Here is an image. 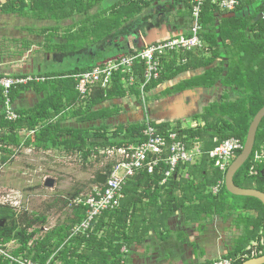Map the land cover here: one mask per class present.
<instances>
[{"label": "trees", "instance_id": "obj_1", "mask_svg": "<svg viewBox=\"0 0 264 264\" xmlns=\"http://www.w3.org/2000/svg\"><path fill=\"white\" fill-rule=\"evenodd\" d=\"M102 1L29 0V3H27V0H12L0 7V13L56 22L78 16V21H74V23L79 25L83 22L84 25L75 34L83 35L87 31V23H91L93 26L106 25L105 21H98V14L90 15L91 10ZM184 1L190 9L188 0ZM125 2H128L135 10L136 8L141 10L138 7L140 4H149L140 3L137 0H125ZM250 2L251 0H240V6L234 11L235 16L222 20L218 26L219 32L216 33L214 19L215 13L219 9L211 3V0H205L200 14L202 26L200 35L204 42V48L193 51L172 52L163 56L160 59L161 70L158 78L149 82L143 89V92H149L183 72L207 68L202 75L182 82L175 90L182 91L200 86L212 87L220 83L225 88H231L229 92L236 96L230 99L226 94L227 90H224L221 95L224 101L210 105L202 115L197 116L195 120L201 119L204 125H198L195 128L180 129L170 126L169 123L157 124L148 121L159 132H165L173 127L180 138L188 145L193 142L203 144L201 147L203 153L200 160L201 165L191 167L188 171L194 179L187 180L185 189L187 192L184 198L177 199L170 190L167 191L166 205L174 204L168 206L169 208L166 206V209L168 208V214L178 209L182 210L185 208V200H188L190 203V209L188 210H196L199 215L206 214L210 216L216 214L226 220L235 216V219L232 218V224L237 230L240 229V236L234 241L232 250L221 257L233 259L234 264H242L252 258L264 256V207L257 199L229 194L224 185L217 194L213 195L210 188L214 187L218 181H223L225 174L214 168L213 163L207 159V153L219 143L231 137L240 139L243 144L252 119L264 106V21L261 18L264 6L261 3L257 5L252 13L239 14L243 3L248 6L251 4ZM49 30L57 31V28L43 29L42 32L45 33ZM247 30L252 33L250 40L244 38ZM74 38L76 37L70 34L68 44L65 45H50V41L47 39L45 50L47 52L49 50L50 52L64 53L70 47L69 45L74 50L75 47L71 43ZM218 38L221 42H218ZM226 40L229 42V47L234 48L233 52H239L232 57V64H229L227 69H225L224 62L221 60V49H227ZM27 46L29 47V45ZM227 52L229 51L227 50ZM227 52L225 53L227 54ZM91 69L92 67L74 69L68 75H46L45 77L65 76L66 79L59 81V83L65 87L68 85L71 88L69 98L66 97L67 103L85 99L88 104L87 111L83 114L89 112L96 104L109 99L124 98L130 95L140 96V85L143 82L144 73L142 64H136L133 67V85L128 84V75L116 73L113 75L109 87L101 88L100 85H95L82 97L73 89L77 85L74 76ZM3 77L5 76L0 75V78ZM45 84L47 85L48 82L46 81ZM33 86L34 84L29 82L26 85L12 87L8 92L11 103L14 102L21 89ZM55 92L49 93L32 112L23 114L15 111L18 115L23 114L26 116L25 122L22 116L16 121L8 122L4 119L2 113L5 98L2 90H0V152L7 154L9 157L20 146L27 147L31 142L38 149H46V146H41L46 138L53 142L55 139L52 135L53 127L44 125V123L51 117L60 114L65 106L63 102L61 103L65 98L64 91L61 90L62 94L59 91H57V94ZM58 99H60V104L57 105L56 101ZM28 114L30 116H27ZM91 117L89 115L85 120ZM263 121L264 119L258 127L250 158L237 171L233 179L234 184L239 188L255 189L262 193H264V176L262 174L264 162L255 161V156L261 150H264ZM39 125L42 126H40L39 133L24 142V137L19 132L23 128L34 130ZM144 128L145 123H138L121 126L110 135L107 131L103 133L95 132L92 134L95 141L91 142L90 146L87 144V140H89L88 133L77 132L76 135H73L71 150L74 153L81 154V157L85 160L91 155L106 159L105 155L99 154V150L108 147L119 148L139 144L143 141L141 131ZM93 149L98 150L92 152ZM240 152H237V155ZM1 160L5 162L6 158L2 156ZM113 164L114 161L109 159L108 163L96 172L95 178L89 182L92 186L90 193L94 187L98 190L103 189V186L96 183L97 176L99 174L106 176ZM208 167L211 170V175H208ZM165 168L162 163L152 175L145 172L138 173L131 178L133 179L130 182L132 186L128 187L127 181V186L125 185L123 189V197L125 198L120 202L119 207L106 211L96 218L91 225V229L84 235L71 236L73 226L85 218L86 208L83 206H71L73 221L56 225L47 230L41 237L37 236L42 233V228L47 223V217L44 214L32 216L26 211L15 213L10 206H0V219L6 220L5 226L0 228V245L15 242L18 247L12 250L10 255L14 257L24 255L39 264H46L51 257V264L57 262L59 264H126L127 253H123L122 249L124 248L126 251L134 244H142L148 236V222H152V219L148 220V198L152 195L153 197L158 196L155 193H148V187H152L153 184L155 192H158ZM195 179L198 181H195ZM175 182L176 178L173 177L169 182V186L175 185ZM140 187H145L147 192L144 194V191L139 193L134 190ZM82 192L83 185L76 189L73 194H70L69 197L71 196L70 198L73 200L76 197L88 195L81 194ZM189 193L193 195L192 198H189ZM144 198H147L146 203H143ZM69 201L68 198L61 201V208L67 205ZM195 202L197 203L195 204ZM185 210H187V207ZM253 252L254 255H252ZM212 262L206 264H212ZM2 264H10V262L7 260Z\"/></svg>", "mask_w": 264, "mask_h": 264}, {"label": "crops", "instance_id": "obj_2", "mask_svg": "<svg viewBox=\"0 0 264 264\" xmlns=\"http://www.w3.org/2000/svg\"><path fill=\"white\" fill-rule=\"evenodd\" d=\"M124 1L103 0L96 6L101 10L95 14H98L100 17L98 21H105L106 23L103 27L112 28L114 25L112 29L116 30L118 34L121 33V35L117 34L118 37L116 38L114 36L110 37L109 34L105 33L103 38L100 39L102 43L107 41V44H110V42L113 45L121 43V47L115 48L114 52H111V49L107 50V53L111 52L110 55L106 53L104 55L106 49L103 50L102 46H100V51L96 54H93L92 49L90 52L88 51L84 54L83 59L76 60L74 64L69 63L66 67L63 66L64 60L77 52V48L73 50L71 49L72 46H70L64 53L50 52L49 50L48 52H41V48L39 47L45 49L47 40L39 46L36 45L38 46V51L36 52L34 50L33 52L27 50L21 54H0V75H4L5 77L34 76L42 79V81L32 82L34 84L33 87L21 89L18 92L11 105L12 110L23 114L25 112H32L53 91H56L55 93L57 94V91L60 93L63 90L65 96L61 101V103L65 104L64 110L44 123V125L53 127L52 135L55 138L53 142L46 138L41 143V146H46V149H38L31 142L27 147L20 146L16 153H21L22 151L45 153L46 150L59 154L66 162L71 161L75 157V161H81L85 166L91 168L99 162V158L96 155H91L85 160L81 157V154L74 153L71 150L73 135H76L77 132L88 133L89 140H87V144L90 146L91 142L95 141L94 136H92L95 132L103 133L107 131L110 135L121 126L146 123V121L157 124L169 123L170 126L180 129L182 126L178 124L182 122L192 121L194 124L202 125V120L199 118L195 120V118L202 115L210 105L219 102L224 90L229 91L231 89L217 83L212 87L200 86L182 91L175 90L182 82L202 75L207 69L199 68L183 72L151 91L144 92V94L141 93L145 95L144 97L140 94V97L130 95L124 98L109 99L96 104L85 114L83 113L87 111L86 107L88 104L85 99L67 103L66 97L71 93V88L68 85L65 87L59 83V81L66 79V77L47 78L45 77L46 75H68L74 69H86L110 62L127 54L131 49H138L153 43L189 35L191 13L186 1L166 0L147 5L140 4L138 7L141 10L137 8L135 10L128 2ZM250 3L248 6L243 3L239 14L252 13L257 5L261 4V1L255 0L254 2V0H251ZM235 14V12L221 10L215 13L214 27L216 28V33L219 32L218 26L221 21L230 19ZM114 17H119L121 20L115 22L113 20ZM72 21L69 29L66 30V35H64L65 42L58 44L50 41V45L68 44L70 34L77 33L84 25L83 22L76 25L73 19ZM120 21L122 24H118ZM89 25L91 23H87L86 26L88 27ZM127 26L131 28H127ZM74 28H77V31L72 33ZM121 29L123 30L120 31ZM246 33L248 34H245L244 38L250 40L249 31L247 30ZM100 40L91 42V48L96 43H99ZM218 42H221L219 38ZM226 46L227 49H221V60L224 62L225 69L228 68L229 64H232V57L239 53L238 51H232L234 48L232 46L229 47L227 40ZM46 81L48 82L47 85L45 84ZM73 89L77 92L76 87ZM56 102L57 105L60 104V99ZM50 112L52 111L50 110ZM23 114L19 115L20 117L22 116L25 122L26 116ZM89 115L92 117L85 120ZM27 116H30V114ZM40 126H37L34 130L23 128L19 134L24 137V142L32 136L37 135L42 127ZM186 128L195 127L187 126ZM198 143L200 144V142ZM96 150L93 149L92 152H96ZM103 151V149L99 150V154L103 155ZM200 165L201 161L193 165L181 167L178 174L174 177V179L176 178L175 185L169 186L170 181L165 186L159 184L158 192H155L153 184L152 187H148V193L158 195L156 197L152 195V197L148 198V220L152 219V222H148V236L142 244H134L126 251L124 248L122 249L123 253H127L126 264H206L207 262L224 257L232 250L234 241L240 236L239 230L237 231L234 226H231L232 218L226 220L216 214L208 216L206 214L199 215L196 210L189 211L190 203L188 200H185L184 209H178L170 214L167 212L168 208L174 203L166 205L168 196L166 192L170 190L174 197L183 199L187 192L185 191L187 180L194 179L188 171L191 167ZM56 166L57 164L54 165V168ZM207 172L208 175H211L209 167ZM95 175L96 173L89 180L92 181ZM132 180H128V187L131 185L130 182ZM195 181L198 180L195 179ZM89 182H81L79 186L89 184ZM134 190L139 193L144 191V194L147 192L145 187ZM188 196L192 198L193 195L189 193ZM146 202L147 198H144L143 203ZM166 206L169 207L166 209ZM186 207L187 210H185Z\"/></svg>", "mask_w": 264, "mask_h": 264}, {"label": "built area", "instance_id": "obj_3", "mask_svg": "<svg viewBox=\"0 0 264 264\" xmlns=\"http://www.w3.org/2000/svg\"><path fill=\"white\" fill-rule=\"evenodd\" d=\"M140 3H155L166 0H137ZM179 1V0H169ZM264 6V0H260ZM190 5L191 26L188 36H180L174 39L164 40L153 43L139 49H131L127 54L122 55L110 62L96 65L91 70L74 76L77 92L84 97L95 85L101 88L109 87L112 83L113 75L121 73L128 75L129 85L134 84L133 67L136 64H142L144 68L143 82L140 85V91L143 93L145 85L158 78L160 73V59L172 52L193 51L204 48V42L201 38V8L205 0H188ZM219 10L234 12L240 6V0H211ZM264 21V11L261 14ZM42 81L41 78L34 76L27 77H3L0 78V90L5 98L2 106L4 119L8 122L16 121L20 116L11 108V101L8 98V92L12 87L26 85L29 82ZM181 129H186L181 128ZM143 141L139 144L129 145L127 147H108L102 152L106 158L114 161L109 173L106 175L102 190L93 188L92 192L86 196L76 197L71 201V206H83L86 208L85 218L76 223L71 236L86 234L91 229L93 221L109 210L117 209L123 199V189L126 182L140 172L148 175L154 174L155 169L160 165H165V171L160 185H165L179 170L186 165H193L199 162L203 153L198 142L188 145L178 135L175 129H169L165 132H159L151 126L148 121L145 128L141 131ZM243 144L240 139L228 138L207 153V159L213 163L215 169L226 174L227 169L237 152L241 151ZM255 161L264 162V150L256 154ZM224 185V180H220L214 187L210 188L213 195L217 194ZM7 203L11 204L8 200ZM254 255V252L252 253ZM10 264H39L31 258L24 255L12 256L7 254ZM51 259L46 264H51ZM212 264H234L230 258H219Z\"/></svg>", "mask_w": 264, "mask_h": 264}, {"label": "rangeland", "instance_id": "obj_4", "mask_svg": "<svg viewBox=\"0 0 264 264\" xmlns=\"http://www.w3.org/2000/svg\"><path fill=\"white\" fill-rule=\"evenodd\" d=\"M9 1L12 0H0V5ZM27 3H29V0H27ZM104 5L106 4L104 3ZM99 11L101 10L96 7L91 10L90 15H94ZM77 19L78 16H74L73 20L76 21ZM113 20L117 22L121 18L114 17ZM72 22V19L56 22L51 20L40 21L34 17L21 18L17 15H0V54H21L27 50L31 52L34 50L36 52L38 51V46L43 44L47 39L53 43L63 44L65 42L64 35L67 33L66 30L69 29ZM118 24H122L121 21ZM95 26L93 24L89 25L83 35L79 33L73 34L76 38L71 43L73 47L77 48V52L67 57V61L64 60L65 63L63 66L67 67L69 63L74 64L76 60L83 59L84 54L88 51L90 52L92 49L93 54H96L100 51V46H102L103 50L106 49L104 55L105 53L110 55L111 52L115 51V48L121 47V43L113 45L111 42L107 44V41L102 43V40H100L105 33L109 34L110 37L114 36V38L121 35V33L118 34L116 30L114 31L112 29L114 25L112 28L103 27V25ZM54 27L57 28V31L49 30L45 33L42 32L43 29ZM127 28L131 27L127 26ZM76 31L77 28H74L72 33ZM249 35L252 36V33L249 32ZM98 40H100L99 43H96L91 48L90 43ZM39 48H41V52H46L44 48ZM109 49H111V52L107 53ZM226 94H228L230 99L236 97L229 91H226ZM144 96L142 95V97ZM223 101L220 98L219 102ZM178 125L182 127L198 126L192 121L182 122ZM199 146L201 148L203 144L200 143ZM16 152L17 150L9 157L7 154L0 152V203H6L10 200L11 204H8L15 213L26 211L32 216L44 214L47 217V223L42 228V233L37 237L43 236L47 230L52 229L56 225L73 221L70 205L72 199L69 195L73 194L80 187L79 184L81 182H89V179H92L94 174L101 170L109 161V158H99L97 165L94 166L93 163L95 168H88L83 162L75 161V157L71 161L66 162L65 159L55 152L46 150L45 153H34L31 151ZM2 156L6 158L5 162L1 160ZM55 164L57 166L54 168ZM47 178H52L53 180L55 178L56 180H54L55 184L52 189L45 188L44 186L45 179ZM91 189L92 186L90 183L89 185L85 184L83 185V192L81 194H89ZM65 198L70 199V201L61 208L62 205L60 202ZM48 206L51 207L49 208ZM232 218L235 219V216H232ZM231 226L234 225L232 224ZM17 247L18 245L15 242L10 243L7 246V253H10ZM56 264L59 263L57 262Z\"/></svg>", "mask_w": 264, "mask_h": 264}, {"label": "water", "instance_id": "obj_5", "mask_svg": "<svg viewBox=\"0 0 264 264\" xmlns=\"http://www.w3.org/2000/svg\"><path fill=\"white\" fill-rule=\"evenodd\" d=\"M264 119V106L256 113L254 118L252 119L247 135L245 138V141L243 143V147L239 155H237L234 160L229 165L227 172L225 174L224 178V186L226 191L237 197H251L254 199H257L264 207V193L257 191L255 189H243L239 188L234 184V176L237 173V171L248 161L250 158L254 144H255V138L256 133L258 130V127L261 123V121ZM262 174L264 176V168L262 171ZM106 176L104 174H99L96 179V183L98 185L103 186L105 183ZM55 181L51 178L45 179L44 186L45 188L52 189L54 187ZM4 224V221L0 220V226ZM242 264H264V256L252 258L250 260L245 261Z\"/></svg>", "mask_w": 264, "mask_h": 264}, {"label": "flooded vegetation", "instance_id": "obj_6", "mask_svg": "<svg viewBox=\"0 0 264 264\" xmlns=\"http://www.w3.org/2000/svg\"><path fill=\"white\" fill-rule=\"evenodd\" d=\"M6 3H8V2H6ZM6 3H4V4H6ZM4 4H2V5H4ZM2 5H0V7ZM0 15H6V16H8L7 14H2V13H0ZM6 205L9 206V204L7 202L6 203H0V206H6ZM0 220L1 221L2 220L4 221V224L2 226H0V228H3L5 226L6 220L5 219H0ZM10 243H13V242H10ZM9 244L0 245V264L6 262L8 260L7 259V254H9V253H7V246Z\"/></svg>", "mask_w": 264, "mask_h": 264}]
</instances>
